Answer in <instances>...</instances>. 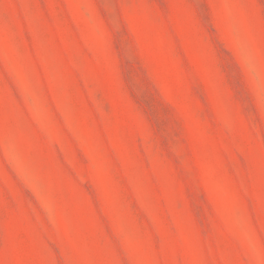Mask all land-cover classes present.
<instances>
[{
    "label": "rangeland",
    "instance_id": "374dc122",
    "mask_svg": "<svg viewBox=\"0 0 264 264\" xmlns=\"http://www.w3.org/2000/svg\"><path fill=\"white\" fill-rule=\"evenodd\" d=\"M0 264H264V0H0Z\"/></svg>",
    "mask_w": 264,
    "mask_h": 264
}]
</instances>
